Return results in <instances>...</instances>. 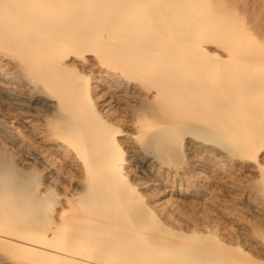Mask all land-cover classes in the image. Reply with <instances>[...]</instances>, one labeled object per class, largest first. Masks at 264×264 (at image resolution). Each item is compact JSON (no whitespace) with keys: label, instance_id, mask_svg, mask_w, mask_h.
<instances>
[{"label":"bare ground","instance_id":"bare-ground-1","mask_svg":"<svg viewBox=\"0 0 264 264\" xmlns=\"http://www.w3.org/2000/svg\"><path fill=\"white\" fill-rule=\"evenodd\" d=\"M0 132V264H264V0H0Z\"/></svg>","mask_w":264,"mask_h":264},{"label":"rangeland","instance_id":"rangeland-1","mask_svg":"<svg viewBox=\"0 0 264 264\" xmlns=\"http://www.w3.org/2000/svg\"><path fill=\"white\" fill-rule=\"evenodd\" d=\"M217 1H219V0H217ZM220 2L226 3L227 0H223V1L220 0ZM217 47H218L217 45H211L208 47V49L211 52L217 53L219 51V48H217ZM23 134L29 137L28 139H29L30 143L28 144L29 146H27V147L20 146V144L13 142V139L9 138L7 136V134L0 132V160H3L5 162H10L13 165L14 171L16 173L25 172L26 174L30 175L34 179L35 183L38 186V189H37L38 194L42 195L45 192H47V193L49 192L51 194L52 200L54 202L53 210L55 212L53 214L56 215V213L61 210L62 205H64L66 203V197H68L70 194H72V190L74 192V187H73V184L71 183V178L73 175H70L71 178L68 175V172L70 169L68 166L69 163L66 162V160L65 161L63 160L64 162L63 161H59V162L64 164V166L61 165L59 162L58 163L60 165L59 164L57 166L55 165L59 169L62 168L66 173H64V171L62 170L63 172H62V175H60V176L59 175H48V170H49L48 166L37 160V157H38L40 151L44 150L46 148H41V146L38 145V143L35 141V139L33 137H31L28 133L25 132ZM33 142L35 144H37V146L39 148H36L37 146ZM33 144L35 147L33 146ZM39 149H41V150H39ZM55 164H57V162ZM49 166L52 167L51 163L49 164ZM61 166H63V167H61ZM226 204H227V207L230 208L229 210H231V211L234 210L235 207H234V205H232V203H226ZM220 217H222V218L219 219L220 220L219 222H220L221 226L223 225L222 227L226 228V230L229 229V227H227V226H230V225L232 226V227L230 226V229L234 228V227L236 228V224L233 222L234 221L233 219L230 218V220H228L229 219L228 216L225 217V216L220 215ZM224 219H226V220H224ZM224 223H226L227 225L226 224L224 225ZM233 225H234V227H233Z\"/></svg>","mask_w":264,"mask_h":264},{"label":"snow or ice","instance_id":"snow-or-ice-1","mask_svg":"<svg viewBox=\"0 0 264 264\" xmlns=\"http://www.w3.org/2000/svg\"><path fill=\"white\" fill-rule=\"evenodd\" d=\"M262 163H264V161H262Z\"/></svg>","mask_w":264,"mask_h":264}]
</instances>
